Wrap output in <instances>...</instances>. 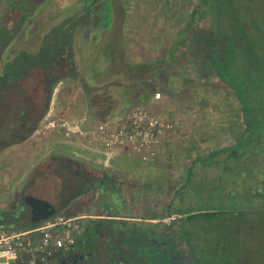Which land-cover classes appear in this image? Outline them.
Wrapping results in <instances>:
<instances>
[{
  "label": "rangeland",
  "instance_id": "obj_1",
  "mask_svg": "<svg viewBox=\"0 0 264 264\" xmlns=\"http://www.w3.org/2000/svg\"><path fill=\"white\" fill-rule=\"evenodd\" d=\"M8 1L0 0V18L7 8ZM75 1L52 0V6L48 9L52 12L56 7L64 6L69 2L72 5ZM201 1L170 0L174 45L184 36L183 29L193 24L206 31L217 29L230 33L231 19L227 14L229 11L232 12V9L245 15L248 20L250 17L253 18L264 29V9L263 5H260L262 0H252L253 6L249 5L251 0H234L233 6H230L232 0L229 2L222 0L223 7L214 1L210 9L204 7ZM44 12L38 16L36 20L38 23L46 17ZM249 25H253L252 21ZM24 32L17 35L12 45L3 50L4 58L6 56L12 58L18 48L35 46L40 42V34L31 35L33 29L31 32ZM83 37L85 38L81 36ZM95 40L93 54L88 51L91 49L90 44L88 46L84 44L83 47L80 45L76 50V66L79 73L76 77L68 76L54 86L48 110L43 111L42 105H38L39 103L34 100L36 95L42 97L45 87L44 82H38L41 74L38 79L35 76L20 80L11 87L0 88V216L9 218L14 212L17 213L19 206L24 205V197L27 194L50 200L60 207L68 203L67 207L63 206L64 209L52 217L65 215V212H75L73 215H91V219H94L99 215L112 214L108 203L110 207L115 205L118 208L120 202L125 208L123 213L149 224L144 231L147 239L154 232L157 233L160 229L163 230L164 227L171 225V222H179L182 215L166 214L168 209L201 207L211 211H227V215L232 216V203L236 201L233 196L242 191L244 183L253 182V174L249 169L253 170L254 167L256 170H264V160L253 156L252 146L248 150L249 154L242 161L247 164L244 165L245 167L249 166L244 170L236 166L230 152L217 155L212 164L203 160V157L216 148L234 143L241 133L245 115L239 107L236 96L216 77L202 78L195 75L191 63L190 66L187 63L186 70L172 72L160 70L155 78L156 81L141 82L143 93L133 88L131 84L133 75L114 76L119 71L116 62L113 67L100 73L106 74L105 77L94 78L95 83H90L86 79V73L93 67L92 59H97L98 64H102L99 60V51L102 50L100 40L99 38ZM121 55L122 52L118 56ZM171 61L168 64L171 65ZM6 65L7 60L0 61L1 69ZM129 72L133 73L131 69ZM152 77L151 75L153 80ZM99 79L101 81H98ZM156 87L164 96L163 102L157 104L153 101L148 106L155 110L166 111L179 121L176 133L158 159L153 163H143L131 151H126L109 163V166L107 165L111 170L107 187L108 190L116 193V201L111 200L110 194L109 196L101 194L97 187L89 193L71 199L73 191L67 185L70 178L75 181V171L105 163L102 158L99 161V158H93L89 151L82 149L76 139L66 138L62 132L45 129L46 118L72 115L86 116L92 121L101 120L100 118L105 115L121 113L126 109L124 107H131L141 98L147 101L151 98L149 91ZM41 116L42 118H39ZM34 120H36L33 124L36 130L25 138L26 133L19 123L28 124ZM11 132L13 133L10 134ZM67 152L71 154L77 152L76 154L86 158H77ZM198 157L200 159L195 162L190 174V164ZM65 160L70 163L67 172L63 171L61 164ZM47 164L51 166L48 167ZM190 176L191 181H188ZM234 176L240 177L239 180L235 181ZM117 213L120 214L119 211ZM173 215L176 218L169 220L168 218ZM140 221H127L128 227L119 224L114 229L132 230L133 227L138 226L135 223L139 224ZM220 224V222L204 220L196 227L190 225L195 229L193 231L197 238L194 243L198 248L205 251L210 249L211 243L208 238L214 235L209 232L207 234V231L215 227L213 230L218 231L217 235L221 237L220 251L229 247L232 252V232L228 230L229 225L220 227ZM172 235L176 249L180 252L189 250L182 228L173 225ZM127 236L126 234L123 238ZM81 237H85V240H82L85 242L89 232L84 231ZM246 241L250 250H256L263 245L257 234L248 236ZM263 259L260 253L254 257L253 262L264 264Z\"/></svg>",
  "mask_w": 264,
  "mask_h": 264
},
{
  "label": "trees",
  "instance_id": "obj_2",
  "mask_svg": "<svg viewBox=\"0 0 264 264\" xmlns=\"http://www.w3.org/2000/svg\"><path fill=\"white\" fill-rule=\"evenodd\" d=\"M127 1L76 0L68 8L56 7L54 11L50 12L48 8L52 6V0H9L6 10L0 18V61L7 60V65L3 69L0 68V88L11 87L20 80L35 76L38 79L39 74L41 77L38 82H44L46 87H48L47 84L55 86L68 76L76 77L79 73L76 66V50L79 49L80 45L83 47L85 44V38H81V36L91 38L93 31L100 37L101 31L107 29L111 24L114 16L113 9H118L119 15L124 14ZM214 1L223 7L222 0H202L201 2L204 7L210 9ZM233 2L234 0L230 6H233ZM43 11H45L46 17L38 23L36 20ZM227 15L231 19L230 33L217 31V29L206 31L196 24L188 26L182 31L184 36L170 48L169 56L173 65L163 62L157 64V67L153 62L133 65L130 67L132 71L139 69L149 71L153 74V80L151 76H145L142 80H137L135 79L137 77L133 76L131 84L156 81L155 78L160 70L166 72L186 70L185 67L189 63V53L192 56L190 61L195 62L194 67L196 69L194 72L197 70L195 75L202 78L216 77L219 79L236 96L239 107L245 115L243 129L234 143L212 150L203 157V160L212 164L217 155L230 152L236 166L238 165L244 170V168L249 167H245L244 165L247 164L242 161L249 154L250 146L253 148V156L264 160V29L253 18L250 17L251 20H248L245 15L233 9ZM250 21L253 24L251 26L249 25ZM32 29L33 32H31ZM22 31H30L32 36L40 34V42L35 46L18 48L12 58L9 56L4 58L3 50L10 47L15 37ZM185 48L186 50H183ZM157 88L149 91L150 96L160 92ZM144 101L141 98L131 107L124 109L121 114L128 113L136 104L147 103ZM114 114H109L100 119H106ZM199 159L200 157L195 158L190 164V174L195 162ZM61 164H63V171L67 172L70 168L68 166L69 161H62ZM249 172L253 174V182L251 184L244 183L245 186L242 191L240 190L237 195L233 196L236 201L232 203V216L227 215V211H211L201 207L167 210L166 214L178 213L182 215L177 223L187 236L191 257L194 258L195 264H255L253 262L255 256L262 253V257H264V170H256L253 167V170L249 169ZM239 178L234 176L233 179L238 181ZM65 179H68L66 175ZM188 181H191V176ZM76 182L70 178L67 185L75 193V196L82 195L88 189H92L93 180L89 184L85 179ZM73 183L78 186L84 185V187L77 192L75 190L76 184L73 185ZM67 205L68 203L64 206L67 207ZM73 214L75 212H65L66 216ZM116 215L129 216L126 213ZM204 220L220 222V227L229 225L228 230L232 232V252L229 247L220 251L221 237H218V231L213 230L215 227L207 231V234L209 232L214 235L208 238L209 243H211L210 249L205 251L198 248L197 244L194 243L197 238L195 231H193L195 229H192L190 225L196 227ZM115 223L117 221L107 224L103 220H98L92 226L88 224L85 232H88L91 227L115 228L119 224L128 227L129 222L119 221L117 224ZM135 224L138 226L129 230L128 235L133 240L140 242L137 244L140 248L137 247L138 249L135 250L136 254L132 258L131 264H168L167 262H159L156 257L146 254L145 250L141 249L145 247L147 234L144 231L149 224L144 221ZM36 225L30 223L24 228L29 229ZM12 229L22 230V228L15 227ZM254 234L259 235L263 245L256 250H250L246 238L252 237ZM81 236H79L78 242L85 240V237ZM129 255L131 256L130 253ZM137 257H139V261L136 260Z\"/></svg>",
  "mask_w": 264,
  "mask_h": 264
},
{
  "label": "built area",
  "instance_id": "obj_3",
  "mask_svg": "<svg viewBox=\"0 0 264 264\" xmlns=\"http://www.w3.org/2000/svg\"><path fill=\"white\" fill-rule=\"evenodd\" d=\"M163 98L156 92L153 101L160 104ZM46 119L45 129L60 130L66 138L76 139L84 148L98 153L105 166L126 151L143 163L155 162L179 127V121L168 112L145 103L126 114L96 121L72 115ZM91 217L57 215L23 230L0 226V264H47L59 251H74Z\"/></svg>",
  "mask_w": 264,
  "mask_h": 264
},
{
  "label": "flooded vegetation",
  "instance_id": "obj_4",
  "mask_svg": "<svg viewBox=\"0 0 264 264\" xmlns=\"http://www.w3.org/2000/svg\"><path fill=\"white\" fill-rule=\"evenodd\" d=\"M249 5L253 6L252 0ZM260 5H263L264 9V0H262V3ZM188 56V64L190 66L191 63L195 70V62H193L192 60L190 61L191 55L189 53ZM185 69H187V66L185 67ZM195 73L197 74V70ZM47 86L48 87H46L45 85L44 87L42 97L41 95H39V97L38 95H36L34 99L36 102L39 103L38 105H42L43 111H46V109L48 108L50 104V99L52 98L55 89V87L50 84H47ZM39 118H42V116ZM22 119L25 121L23 117ZM35 122L36 120L30 121L28 124H25L24 122L19 123L21 129H23L26 133L24 135L25 138H28V136H30L36 130L35 125H33ZM12 133L13 132H11L10 134ZM47 166L50 167L51 164H47ZM110 171L111 170H109V167L105 165H90L85 170L75 171V176L77 179L75 178L74 182L81 179H85L87 181V184H89L93 180L92 189H88L83 194L89 193L91 190L97 187L99 188L101 194H105L106 196H109L110 194V196L112 197L111 200L116 201V193L111 192L110 190H108L107 187V183L110 181ZM76 183H73V185H75ZM76 185L75 190H77V192H79L80 188L84 187V185ZM80 196L81 195L75 196V193H73L71 195V199L78 198ZM111 200H108V202ZM52 203L55 206L57 213L61 212L64 209V205L60 207L56 206L54 202ZM118 203V208L115 205L114 207H110V204L108 203L109 211L112 212V214L99 215L97 216V218L91 219L89 223L90 226H92L93 223L95 224V222H98V220H103L107 224H111L114 221H117V223L119 221H140L139 218H134L130 216H117L116 214H118V211L120 213H123L125 210L122 203ZM114 211L116 212V214H114ZM29 223H31V207L28 206L26 203H24V205H20L17 209V213L14 212L9 218H6L5 216H0V226L4 227L9 225V228H24L25 226L29 225ZM172 224L179 226V224L177 225V222H171V225L164 227L163 230L160 229L157 233L154 232L151 236H149V239L145 240V247H142L141 249L145 250L146 254H151L152 256L156 257L159 262H167L168 264H195L194 258L191 257L192 255L190 249L188 251L185 250L180 252L174 246ZM84 231H86V228ZM121 231L107 227H91L88 229L89 237L85 242H77L74 251L57 252L54 256L50 258L47 264H131L132 258H134L136 254L135 250L138 249L137 247L140 248V246L137 245L140 244V242L130 238V236L128 235L129 230H127L128 232L126 230ZM182 231L184 230L182 229ZM119 234H121V236ZM126 234L128 236L126 238H123V236ZM129 253L131 254V256L129 255ZM106 259H108L107 262H104V260ZM136 260L139 261V257H137Z\"/></svg>",
  "mask_w": 264,
  "mask_h": 264
},
{
  "label": "crops",
  "instance_id": "obj_5",
  "mask_svg": "<svg viewBox=\"0 0 264 264\" xmlns=\"http://www.w3.org/2000/svg\"><path fill=\"white\" fill-rule=\"evenodd\" d=\"M70 3L71 2L60 7L68 8L71 6ZM169 3L170 0H128L125 5L124 14L119 15V10L113 9L114 16L111 24L107 29L101 31L100 37H98L96 33H93V31L91 33V38L85 37V45L88 46V44H90L89 47L91 49H88L90 54H93L92 51H94L93 49L96 46V44H93V41H96L95 39L99 38L102 48V50L99 51V60L102 64L99 65L97 59H92L93 67L92 69L90 68V70L88 69L86 73L87 81L95 83L94 78L105 77L106 74L102 75L100 73H104L107 68L113 67L115 62L119 70L115 73V77L133 75L137 77L135 78L137 80L153 74L151 72L149 73V71H142L143 69H139L138 71L133 70V73L130 74L129 69L131 66L141 65L143 63L150 64L152 62L155 63L156 66L161 62H170L169 52L174 44V26L172 23L173 17L171 16L172 9ZM121 52L122 55L118 56ZM98 81L101 80L99 79ZM140 85L141 83L133 85V88H136L137 92L143 93V88ZM153 98L154 95L148 99V101L151 100L150 102H145L149 105L153 102ZM54 131L61 132L60 130H53V132ZM80 147L87 152L89 151L88 153L93 155V158H99L100 161L98 153L90 151L81 145ZM67 153L77 158L85 157L81 154H76L77 152H74V154ZM121 154H124V152L116 157H120Z\"/></svg>",
  "mask_w": 264,
  "mask_h": 264
},
{
  "label": "water",
  "instance_id": "obj_6",
  "mask_svg": "<svg viewBox=\"0 0 264 264\" xmlns=\"http://www.w3.org/2000/svg\"><path fill=\"white\" fill-rule=\"evenodd\" d=\"M24 201L28 206L31 207V223L33 224H39L57 213L52 202L34 196L33 194H27L24 198Z\"/></svg>",
  "mask_w": 264,
  "mask_h": 264
}]
</instances>
